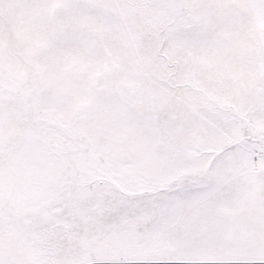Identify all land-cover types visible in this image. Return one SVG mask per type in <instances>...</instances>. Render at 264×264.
<instances>
[{"label":"snow or ice","instance_id":"1","mask_svg":"<svg viewBox=\"0 0 264 264\" xmlns=\"http://www.w3.org/2000/svg\"><path fill=\"white\" fill-rule=\"evenodd\" d=\"M0 264H264V0H0Z\"/></svg>","mask_w":264,"mask_h":264}]
</instances>
